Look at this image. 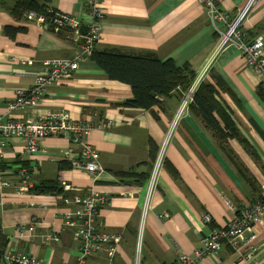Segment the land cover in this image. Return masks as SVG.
<instances>
[{
	"label": "crops",
	"instance_id": "1",
	"mask_svg": "<svg viewBox=\"0 0 264 264\" xmlns=\"http://www.w3.org/2000/svg\"><path fill=\"white\" fill-rule=\"evenodd\" d=\"M15 1L0 0V117L22 120L63 109L72 119L90 121L93 128L87 140L99 153L108 176L95 181L88 172L73 168L64 152L71 147L77 153L79 147L71 146L65 136L42 139L33 155L23 152L25 139H6L0 146V186L4 179L18 181L22 166L29 170L30 179L21 192L12 188L0 192V252L14 248L31 254L40 264H78L75 229L66 227L61 215L73 210L74 204H66L63 198L94 188L108 196L96 215L97 225L121 234L112 264H136L138 254L140 264H172L183 253L194 256L205 234L227 225L235 214L230 202L241 209L259 197L264 183V96L257 90L261 86L264 94V84L240 49L225 47L208 81L214 83L220 77L229 88L230 93L221 92V97L249 148L230 140L231 160L190 110L167 148L149 194V178L180 91L161 97L160 104L151 109L125 106L133 97L130 85L110 79L91 56H84L72 78L46 88L40 105L9 111L7 102L34 85L44 60L73 57L77 51L71 32L46 29L28 20V12L16 18L10 9ZM85 1L50 0L48 7L78 18L87 27L91 17ZM247 1L218 0L217 4L232 16ZM100 3L104 16L94 50L131 55L152 52L161 60L172 59L177 66L188 64L197 71L216 48L218 34L199 0ZM242 30L246 40L264 35V0H256ZM104 122H111V127H101ZM171 169L178 173L176 178ZM48 181L57 187L43 190L41 186ZM205 216L210 222L204 221ZM19 228L25 233L31 229V234L18 237ZM53 234L58 235L57 241L50 239ZM255 240L253 260L244 257V250L238 253L224 247L216 254H205L200 264H264V224ZM108 263L106 249L86 260V264Z\"/></svg>",
	"mask_w": 264,
	"mask_h": 264
},
{
	"label": "built area",
	"instance_id": "2",
	"mask_svg": "<svg viewBox=\"0 0 264 264\" xmlns=\"http://www.w3.org/2000/svg\"><path fill=\"white\" fill-rule=\"evenodd\" d=\"M207 10L209 21L218 34V42L213 53L208 57L200 69L199 76L192 81L191 85L182 92V107L180 113L174 115L171 120L155 161L153 171L149 178V194L155 187L160 171L165 160L168 146L176 134L179 121L184 118L185 112L193 100V95L205 81V75L209 73L218 54L227 46H235L241 50L249 66L254 68L264 81V35L259 34L253 39L246 40L242 30L244 22L248 20L256 0H248L243 8L236 14L229 15L219 8L218 0H199ZM85 7L91 17L87 27L76 17L55 11L49 7V15L28 12L25 17L34 20L46 29L53 32H71L77 51L73 57H58L44 60L41 64V71L36 76L33 86L21 89L17 95L7 102L9 111L35 108L40 105L46 88L50 85L62 83L72 78L79 68V61L84 56H91L94 45L99 37L101 21L104 11L100 0H86ZM1 27V25H0ZM111 122H104L100 126L111 127ZM93 128V124L86 120H75L63 109L50 111L37 118H26L22 120L3 119L0 117V146L5 145V140L12 137H20L26 140L24 153L35 154L40 150V141L50 136H65L71 146L79 147L77 153L73 148L64 152L73 168L84 170L91 174L95 181L108 176L100 163V156L97 150L89 143L87 137ZM21 154H24V153ZM1 156V152H0ZM18 181L4 179L0 186V192L4 188H12L21 192L29 184V170L27 167H19ZM149 197V196H148ZM108 199L106 194L98 193L91 188L87 193L64 197L66 204H74L73 210L62 212L63 223L66 227L75 229L74 237L79 244L78 264H86V260L106 249L108 264H112L118 246L121 241V234L101 229L95 219L100 207ZM230 208L235 211L227 225L222 229H213L202 237V248L195 250L194 256L186 253L179 255L172 264H200L205 254H216L224 247H229L240 253L244 250V257L253 260L257 250L255 238L257 229L264 224V183L261 184L259 197L243 208H237L229 203ZM146 213V212H144ZM205 222H210V217H204ZM31 229L25 233V229L17 230L18 237H25L31 234ZM57 241L58 235L49 236ZM48 239V237H46ZM139 254L136 264H140ZM0 264H40L31 254L16 251L14 248H6L1 255ZM65 264V263H63Z\"/></svg>",
	"mask_w": 264,
	"mask_h": 264
},
{
	"label": "trees",
	"instance_id": "3",
	"mask_svg": "<svg viewBox=\"0 0 264 264\" xmlns=\"http://www.w3.org/2000/svg\"><path fill=\"white\" fill-rule=\"evenodd\" d=\"M49 1L16 0L10 9L16 18H21L30 11L49 15ZM91 58L110 79L130 85L133 97L123 103L129 107L151 109L160 104L161 97L168 96L176 90L181 93L185 91L195 77V71L188 64L177 66L172 59L161 60L152 52L131 55L116 50H94ZM261 88V86L258 88L257 93L264 96L261 94ZM221 92L230 93V90L220 77H217L214 83L203 81L194 93L189 108L213 133L220 148L233 160L229 141L238 140L247 148L249 144L240 133L233 112L221 97ZM170 171L175 178L178 176L174 169ZM45 184L41 186L43 190H53L57 187L54 181ZM0 240H2L1 233ZM2 253L0 252V261Z\"/></svg>",
	"mask_w": 264,
	"mask_h": 264
},
{
	"label": "rangeland",
	"instance_id": "4",
	"mask_svg": "<svg viewBox=\"0 0 264 264\" xmlns=\"http://www.w3.org/2000/svg\"><path fill=\"white\" fill-rule=\"evenodd\" d=\"M217 34V33H216ZM218 36H217V42H218ZM215 50V49H214ZM213 50V51H214ZM213 53V52H212ZM211 53V54H212ZM210 54V55H211ZM204 65V64H203ZM202 65V66H203ZM201 66V67H202ZM200 67L197 69V71H195V77H194V79L193 80H195L196 79V77H197V75L199 76V74H200ZM213 70V69H212ZM212 70L209 72V73H207L206 75H205V81H208V78H209V76H211V73H212ZM262 84H264V81H262ZM180 94H181V97H180V99H179V104H178V106H177V109H176V111H175V114H176V116L180 113V110H181V107H182V101H181V99H182V93L180 92ZM190 106V105H189ZM189 112H190V108H188L187 109V111L185 112V114H184V116H182V117H184V118H182L180 121H179V123H178V126H177V130H176V133H177V131H178V128L180 127V125H181V122L186 118V116L189 114ZM174 117V116H173ZM173 119V118H172ZM171 122V121H170Z\"/></svg>",
	"mask_w": 264,
	"mask_h": 264
}]
</instances>
